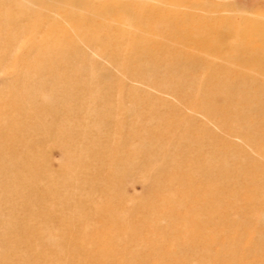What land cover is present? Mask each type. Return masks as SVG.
<instances>
[{"label": "bare ground", "instance_id": "obj_1", "mask_svg": "<svg viewBox=\"0 0 264 264\" xmlns=\"http://www.w3.org/2000/svg\"><path fill=\"white\" fill-rule=\"evenodd\" d=\"M159 4L157 0H0V30L8 33V27L13 25L20 34L34 32V42H41L34 53L42 57L40 61L32 60L33 51L12 55L17 47V30H13L9 39L14 43L6 45L7 53L0 55V61L5 63L14 60L13 81L16 80L17 86L38 87L42 94V98H36L41 104L34 107V99L12 103L5 101L4 92H0V264H148L155 256L170 258L173 246L180 245L195 251L193 256L184 259L178 255L173 262L156 264H264V245L258 248L245 238L242 231L247 226L241 220L233 217L236 220L229 222L228 218L230 215L242 218V207H233L231 203L241 201L244 196L255 209L254 214L257 217L261 214L264 163L259 168L252 167L253 157L228 140L229 160L224 164L218 157L224 152L221 134H215L206 123L197 124L192 115L182 111V106L165 108L161 102V109L156 103L161 99L147 95L141 98L140 89L127 87L100 63L90 61L93 57L89 53L109 59L124 76L141 78L165 89L174 87L184 98L182 105L203 110L207 119L218 121L221 128L228 125L230 135L246 138L264 159V147L255 143L264 142V18L260 21L261 16L257 18L242 10L240 17L218 24L217 19L215 23L186 24L178 14L169 11L172 6L166 10L161 7L163 3ZM12 12L17 15L13 21L2 15L9 13L13 17ZM33 19L35 23L26 30L22 20ZM24 58L29 70L26 77L19 72ZM77 59L86 61L76 63ZM100 73L109 80L100 79ZM101 94H117L119 99L110 100L107 107L103 98L93 99ZM86 98L90 100L83 101ZM127 104L142 108L141 117L156 123L155 128L159 125L156 134L163 128V137L168 135L170 141L177 140L173 144L180 145L176 150L181 151L175 158L163 150L164 146L158 149L151 147L149 141L138 142L139 148H143L139 150H148L150 159L160 158L157 185L171 191L170 195L157 193L155 202L144 201L141 205V200L126 204L121 196L116 200V181L112 183L101 174L80 178V144L76 145L80 143V135H84L81 136L84 142L90 141L95 137L90 135L92 130L97 132L112 121L113 125L118 122L112 130L118 135L106 144L111 142L108 149L114 157L126 150L122 143H130L131 139H126L124 130L135 114L132 107L127 117L123 116ZM99 107L108 110L94 115L92 111ZM24 109L27 118L31 114L38 118L36 122L40 124L36 128L40 132L43 128L45 138L63 137L70 151L65 153V162L58 169L52 170L46 160L13 155L19 150L32 155L41 142L40 138L33 141L37 134L27 128L32 123L26 125L16 118L11 121L7 118L13 113L25 117ZM73 126L81 128L75 132ZM199 136H207L221 150L210 163L200 160L196 166L194 143ZM128 152L130 155L131 150ZM209 174L223 178L225 183L227 180L228 187L224 184L220 189L210 187L206 182ZM219 193H228L231 206L223 209L222 200L217 199ZM199 203L205 206L203 218L197 213ZM207 209L221 213H207ZM164 210L171 213L164 231L160 232V224L138 223L141 216L158 212V224ZM98 226L101 232L94 234ZM113 227L122 236L127 233V240L135 242L134 248L122 252L113 249L108 243L110 237L103 236ZM209 228L221 230L219 234H211ZM95 235L100 244H96ZM231 238L234 243L228 251L225 241ZM213 244L220 246L214 248ZM95 248L99 250L93 252ZM4 252L11 253L15 261L6 258ZM198 253L202 255L200 258Z\"/></svg>", "mask_w": 264, "mask_h": 264}, {"label": "rangeland", "instance_id": "obj_2", "mask_svg": "<svg viewBox=\"0 0 264 264\" xmlns=\"http://www.w3.org/2000/svg\"><path fill=\"white\" fill-rule=\"evenodd\" d=\"M131 1L133 0H125V2H131ZM157 3H160L159 5L163 3L161 7L167 8L166 10H168V7L172 6L173 9L170 8L169 11H173V13L175 12L176 14H178L180 19L182 20V23H186V24L187 22L188 23L191 22L190 24H194L196 22H200V23L203 22L204 24L215 23V19H217L216 24H218V23H222L224 20L240 17L241 14L239 12H242V10L252 13V16L254 15L256 17L261 16L262 18L260 19L257 17L258 20L260 21H262L264 18V0H162V1L157 0ZM8 14H2V15H5V18H7L9 21H13L17 17V15H15L13 12H12V14L14 15L13 17H9ZM221 18H224V19L219 20ZM22 21H23L22 26L26 30H28L35 23V19L31 21H27V20H22ZM18 29L19 28L17 26L10 25L8 27V33H4L3 30H0V55L3 53H7L6 45H12L14 43L9 39L12 35L13 30H17L18 34H15V37L18 40V42L16 43V46H17L16 49L12 51L13 53L12 55L14 54L24 55V54H28L29 51H33V53L31 54L33 57L32 60L39 59L40 61L42 57L35 55L37 54V52L34 53L35 51L34 49H37L35 47L37 45H40L41 42L40 43L36 41L34 42V36H35L34 32L31 33L30 31H25L24 33L20 34ZM263 35H264V31H263ZM89 53L91 57H93L90 59V61L91 60L93 61L94 59V62L97 61L98 63H100V65L104 69H106L107 71H111L112 76L119 77L120 79H122V82L127 87L140 89L141 92H139L140 93L139 96L141 98H145V95H147V97L149 98L153 97L154 99H157V100L161 99V101L156 102L160 106L161 109L163 107L162 103H165L164 104L165 108L167 107V105H174V104L178 106H182L181 107L182 111L187 115H192L198 121L197 124L203 125L204 123H206L209 125L210 129L215 134L222 135V136L220 135L221 139L222 141H225V143L223 146L224 152H221V153H220L221 146L219 144H216V142H214L213 140H209L210 138L208 139L207 136L205 138L203 136H199L197 142L194 143L195 146L197 145V148H196L197 152L194 154L196 166H198V163H200V160L206 164L207 162L210 163L211 158L217 152L220 153L218 157H220L223 160L224 164H226L229 160V144L230 143H228V140H230V142L233 144L239 145L241 149L243 148L246 152H248L253 157V160H255L254 162L255 165L252 167L259 168L263 166V163H264L263 156L259 154L256 148L252 144H250L246 138L243 139L238 134L230 135L228 132L229 130L228 125L221 128L218 125V121H209L203 110H198V109L194 110L192 108H188L186 105H182L183 103L182 99L184 98L182 97L181 99V97L178 95L179 91L175 89L174 87L172 89H165L163 86H157V85L154 86L149 81L143 80L141 78L135 79V77L124 76L121 73V71L117 67H115L109 59L105 57H101L100 55H97L93 53L92 51H89ZM84 60L85 59L83 60L77 59L75 60V62L79 63L81 61L80 63H84L83 62ZM0 62H3V61H0ZM3 63L4 64L2 65L0 64V92L2 93L4 92L5 101L7 100L13 103V101L16 100L18 103L19 101H24V103H28L30 100L34 99V103L32 104V106L35 107L36 104L38 105L41 104L40 101H38L39 98L38 100H36L37 96L42 98V94L40 91L41 89L40 88L38 89V87L32 88L31 86H28V85H26V88H24L22 87L21 84L17 86L16 80L13 81L16 77V76L14 77V71L16 70L15 69L16 65L14 63V60H10L6 63L5 62ZM107 71H104V73H107ZM19 72L25 75L24 77H26V75L29 72L27 68V60L25 58L23 60V63L20 64ZM158 75H162V74L159 73ZM98 76L102 80H105V81L109 80L107 77L105 76L103 77L101 73ZM202 77H204V74L202 75ZM125 80H126V83H125ZM162 81L167 83L165 79H162ZM11 85L12 87L14 86L13 91H11ZM26 96H29V97L31 96L32 99L28 100L29 97L25 99L24 97ZM191 96L193 98L192 94ZM127 97H130V95ZM127 97H124V98H127ZM187 97L189 96L187 95ZM95 98L96 99L103 98L105 102H108L107 107L110 106L109 105L110 100L119 99L117 94H113V95L112 94L111 95L101 94L96 97H93L94 100ZM88 100L90 99L89 98L83 99V101H88ZM42 102L44 103L45 101H42ZM107 107H105V109L102 108L101 110H100L101 107L95 108V110H93L92 113L95 115V114L107 111L108 110ZM132 107H135V108H132ZM131 108H132L131 112L135 114L131 115L132 117L128 119V124L124 130V135L126 139L127 140L131 139V140H130V143L128 142L122 143V147H127L126 150H122L124 152L121 151L119 153H116V155L117 154L118 155L114 157L113 153L109 151L110 149H108V145L112 142L111 139H115V137L118 135L112 132V130L118 124L117 122L116 124L113 125L114 123L113 121L107 127L101 129L100 131L95 132V130H92L90 135H95V137L94 139L90 138V141L87 140V142L86 141L84 142L83 141L84 139H82L81 137L84 135H80V143H76V145L80 144V178L82 176L83 177L91 176L92 174H99V175L101 174L104 176V178L106 177V179L112 183L113 181H116L117 183L116 193H115V195H117V197L115 198L116 200L118 199L119 196H121L124 199H126L127 201L125 202L126 204H131L135 200H141V203H140L141 205L143 204L144 201H146L147 203L155 202L157 200L156 199L157 193L163 192V194L165 195H170L171 191L170 190L168 191L160 187L159 185H157L156 177L159 172L157 169L162 165V161H160V158L150 159L147 156L148 154H150L149 151L148 150L140 151V150H143V148H139L140 144L138 142L144 143L145 141H149L151 147L158 148V149L160 148V146H162V149H163V146H164L163 150H165V152H167L168 155H171V156L173 155L175 158H178V156L181 154V151L179 149L176 150L178 147H180V145H177L176 143L173 144V141H177V140H171L172 141L171 142L169 140L170 137L168 135L167 136L165 135L166 137L165 136L163 137L164 135L163 128H161V131L158 134H156L160 130L159 125H157L158 127L155 128L156 123L151 124L150 123L151 121L147 122L146 121L147 119L142 118L141 117V112H143L142 108L136 107L135 105L131 106L130 104H127V106L124 107V109L122 110V114L124 117H127V114H128L127 111L131 110ZM22 111L25 117L19 116L20 114L13 113V114H10L9 115L10 117L8 116L7 118L9 119V121H11L12 118L13 120L16 118V121L20 120V122H26V125L28 123H32V125L27 126V128L32 129L31 133L34 131L37 134L33 136V141L38 142L39 138L41 142L43 140L44 141L43 143L41 142L38 143L39 147L36 150L34 149V153L32 155L30 154L24 155L23 153L24 151L22 150H19V153L13 154V155L17 157H23V158L30 157V158L41 159L44 161L46 160L49 167L52 170L58 169L65 162V153L67 154L70 151V150L67 151V148L65 147L64 142H63V137L56 136L55 138H52V137L45 138L46 136L42 134L43 128L41 132L39 128H36L37 125L40 124L36 122L38 118H36V116H33V114L30 115V118L29 117L27 118L26 116L27 110L24 109ZM86 114L88 115V113ZM43 124L45 125V123H41V125ZM183 126H186V125L183 124ZM180 127L182 129V133L185 134L184 127L182 126ZM73 128H74L72 129L73 131L78 132L81 126H77V128L76 126L75 127L73 126ZM172 134H174V132L170 133L169 135H172ZM255 134L256 135L258 134L257 130H255ZM97 135L100 136L99 138L100 140L99 139L97 140V137H96ZM174 138L175 137L173 135L172 139ZM108 140L111 142L109 144H106ZM255 143L259 145L260 148L264 147V142H262L261 140H257ZM174 145L176 148H174ZM135 146H138V148L134 149L133 147ZM128 149L131 150L130 155H129L130 152L127 153ZM8 156H12V155L8 154ZM123 157L126 159H129V161L128 160L125 161L126 159H124ZM213 164H215V162H213ZM259 171H263V170L259 169ZM208 176L209 178L208 180H206V182H208L210 187L212 188L218 187L220 189L223 184L225 187H228L227 180L225 183L223 178L221 179V177H217L218 178L217 179L216 175L215 177H213L214 174H209ZM198 179H202L204 181L203 177H199ZM41 188L38 191H41L42 190ZM153 199L155 201H153ZM217 199L222 200L221 205L223 206V209L224 208L226 209L227 205L228 206L232 205L233 207L241 206L242 207V218L230 215L232 217H228L230 220L229 222H232L233 220H236V219L241 220V224L243 223L247 226L246 229L244 230L242 229L243 230L242 232H244L245 238L251 239L253 242H255L258 248H260L261 245H264V215H263L264 209L263 208H262L261 214L258 215L257 217L254 214L255 209H252V206H249L250 203L248 202V198L245 196L243 197L241 201H237V200L233 201L231 205L228 203V199H229L228 193H219ZM160 204L159 206H162ZM199 206L200 208H198L197 213L198 214L200 213V216L203 218L205 206L202 205L201 203H199ZM213 210L214 209L212 210L210 209V211H208L207 209V213L211 212L215 215H220L221 212L219 211L214 212ZM163 215H164L163 219L159 221L158 224H157L158 212L153 214L152 216H141L140 220H138V223L141 225L142 224L149 225L151 223L152 224L154 223L155 225L160 224V226L159 227L157 226V227L160 228L161 229L160 232H162L168 226V223H169L168 221L171 219V213L169 210H164ZM233 217H235L236 219H234ZM147 222H151V223L147 224ZM209 230L211 231V234L213 233L219 234V230L221 229L212 230V228H209ZM100 232H101V228L98 226V228L93 233L97 234ZM126 234L127 233H124V235L122 236V233L119 234L118 228L113 227V229L111 228L108 229V233L103 236L110 237V240L108 242L110 246L113 249H116L122 252L124 249L131 250L130 247L134 248V244H135V242L130 243L129 242L130 240H127L128 237L125 236ZM97 237L98 236L95 235L94 240L97 241L96 244H100V240ZM142 237H145L144 234H142ZM237 237L240 238L239 235ZM170 242L172 241L168 242L169 245H170ZM225 243H226V246L224 247L225 249L227 248L226 250L229 251L228 248L234 243V241L231 238V241H225ZM236 244H239V240L236 241ZM169 245L166 244V246H169ZM215 245L213 244V247L215 246L214 248H217L219 244H215ZM98 250L99 248H95L93 252H97ZM171 252L172 253L169 256L170 258L162 257V256H155V259H151V261L148 264H156L157 262H173L175 257H178V255L182 256L185 259L187 255L193 256L192 252H195V251H191V249H188L187 246L181 247L180 245L179 247L173 246V248L171 249ZM179 252L183 254L181 255ZM196 252H199V251L196 250ZM216 252L217 250H215L214 253ZM50 255L52 256V254ZM198 256H199L198 258H200L202 255L198 253ZM5 257L8 259H12V261H15L11 253H5ZM262 257H264V254L262 255ZM32 258L33 256L30 257V259ZM258 259L262 260L260 257H258ZM31 262H33V260ZM50 264H56V262H51Z\"/></svg>", "mask_w": 264, "mask_h": 264}]
</instances>
